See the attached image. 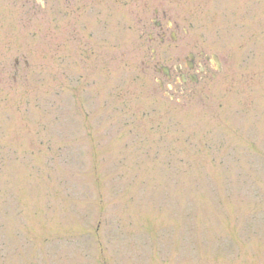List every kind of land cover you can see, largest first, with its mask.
<instances>
[{
    "label": "rangeland",
    "instance_id": "rangeland-1",
    "mask_svg": "<svg viewBox=\"0 0 264 264\" xmlns=\"http://www.w3.org/2000/svg\"><path fill=\"white\" fill-rule=\"evenodd\" d=\"M0 264H264V0H0Z\"/></svg>",
    "mask_w": 264,
    "mask_h": 264
},
{
    "label": "flooded vegetation",
    "instance_id": "flooded-vegetation-1",
    "mask_svg": "<svg viewBox=\"0 0 264 264\" xmlns=\"http://www.w3.org/2000/svg\"><path fill=\"white\" fill-rule=\"evenodd\" d=\"M167 22L169 23V25L173 26V24L169 20ZM160 27H161V24L159 22L158 28H160ZM171 32L174 35V31L172 30ZM164 34H165V32H163V36L159 37V40L161 43L164 42V39H165ZM202 56L204 59L203 62L198 63V61L196 60V55L194 53H189V57L184 58L183 61H181V63H178V65L175 66V70H177V74L179 76L178 81H179V83L182 84L181 89L183 91H184L183 84H186V83L190 84L191 79H195L196 82H200V80H201L200 75L207 73L208 66L206 64L209 63L210 61H212L214 63V65L212 66L214 70L220 69V62L218 61V59L216 57L214 59H212L209 54L208 55L203 54ZM183 69H186V71L184 72ZM210 73L214 77V72H210ZM182 74L184 75L183 78L181 76Z\"/></svg>",
    "mask_w": 264,
    "mask_h": 264
},
{
    "label": "water",
    "instance_id": "water-1",
    "mask_svg": "<svg viewBox=\"0 0 264 264\" xmlns=\"http://www.w3.org/2000/svg\"><path fill=\"white\" fill-rule=\"evenodd\" d=\"M163 70L166 71L165 67H163Z\"/></svg>",
    "mask_w": 264,
    "mask_h": 264
}]
</instances>
